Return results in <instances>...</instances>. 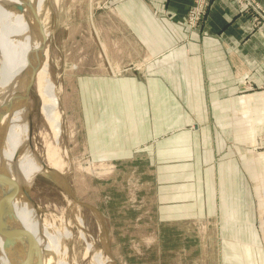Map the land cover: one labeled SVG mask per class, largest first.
Masks as SVG:
<instances>
[{
    "label": "rangeland",
    "instance_id": "1",
    "mask_svg": "<svg viewBox=\"0 0 264 264\" xmlns=\"http://www.w3.org/2000/svg\"><path fill=\"white\" fill-rule=\"evenodd\" d=\"M44 1L42 52H48L63 131L56 144L34 79L32 139L22 114L20 140L26 153H43L53 143L65 166L50 169L41 158L48 168L30 186L41 207L36 224L65 236L66 224L81 213L89 241L112 264H254L257 231L264 249V101L237 102L236 109L231 99L262 88L246 76L233 96H212L208 82L190 76L192 66L172 65L179 58L161 48L175 38L188 46L187 28L198 32L206 17L194 28L192 5L186 22L177 23L155 0ZM199 159L203 167L196 169ZM195 173L210 206L182 216L172 206L186 204L187 188L197 187ZM14 184L11 192L22 194ZM73 228L78 235L79 227ZM235 234L244 238V254ZM86 245L64 238L60 253L50 250L51 264L72 261Z\"/></svg>",
    "mask_w": 264,
    "mask_h": 264
},
{
    "label": "bare ground",
    "instance_id": "2",
    "mask_svg": "<svg viewBox=\"0 0 264 264\" xmlns=\"http://www.w3.org/2000/svg\"><path fill=\"white\" fill-rule=\"evenodd\" d=\"M0 1H3V11L0 12V164L6 167V171L11 175L13 181L15 180V182L6 184L13 200V240L6 253H2L0 264H16L15 260L19 254L23 227L29 232L34 246L42 256L43 264H51L52 258L48 256L51 249L60 253L64 238L85 240L87 245L80 256L73 257L72 261L63 259L59 264H112V261L103 254V249L97 250L95 242L89 241L81 213H76L72 219V224H66L68 228L65 230V236L58 232L51 233L48 227L36 224L39 217L37 206L33 205L23 193H13L14 191L11 192L10 190L16 182L18 184L24 183L28 187L31 186L34 176L43 169L42 167L48 168L46 163L42 161V157L48 161L50 169L61 171L65 162L62 160L59 148L52 145L51 142L47 143L43 153L37 149L26 153L25 149L21 147L20 140L19 120L22 114L28 118L29 136L32 139L33 125L30 100L25 95L26 84L32 78L36 79L37 90L42 100L40 109L50 124L56 144H58L63 131L62 113L59 108L60 101L57 88L50 75L48 52H42L47 33L37 23V16H39L45 1ZM11 92L16 93V95L10 97ZM18 195L26 201L24 206ZM26 204L30 205L26 206ZM29 208L31 209L28 211ZM29 213H31L33 221L28 219ZM61 217L63 218L64 215ZM65 221L70 222V219ZM57 222L56 220L55 224ZM75 225L79 227L78 235L74 232L73 226ZM63 249L64 254L69 255L70 250L67 247Z\"/></svg>",
    "mask_w": 264,
    "mask_h": 264
},
{
    "label": "crops",
    "instance_id": "3",
    "mask_svg": "<svg viewBox=\"0 0 264 264\" xmlns=\"http://www.w3.org/2000/svg\"><path fill=\"white\" fill-rule=\"evenodd\" d=\"M155 1H159L162 5L165 4V8L162 10L164 16L169 17L171 22L176 21L177 23L186 22V14L193 3V0ZM258 2L264 7V0H258ZM255 15L244 14L234 0H211L207 16L199 31H191L187 28V35L189 36L188 46L175 38L165 45L161 44V48L171 49V55L175 54L179 58L180 61L172 62V65L186 61V63H183L186 68L192 66V69H187L188 73L199 81L208 82L207 88L215 91L211 94L212 96L219 95L222 98L233 96L239 90L242 80L246 76L250 77L257 85L256 87L262 88L253 93H261L248 97H234L231 100L236 109L238 108L237 102L241 104H258L264 101V33L260 32L255 26ZM199 64H201V68L198 66ZM212 82H220L222 85H219L218 88H213ZM217 90L218 92H216ZM195 126L197 128L196 123ZM194 147L195 144L192 152L196 156L200 154V151L194 149ZM260 156L264 161V153H261ZM260 156L256 154L257 159ZM196 164L198 169L203 167L202 159L193 162L197 169ZM195 174L196 182L194 183L197 184V187L187 188L185 197L188 202L186 200V204L180 203L172 206L179 209L182 216H193L197 214L198 210L201 214L210 206V203L209 205L204 203L202 188L198 187L202 184V180L197 173ZM252 174L255 175L256 172H252ZM179 199L183 198L180 197ZM184 208L187 209L186 213L183 212ZM258 208L256 205L255 209L258 210ZM251 223L253 224V222ZM254 224L256 226L257 223ZM236 235L239 234L234 235V240L241 242L240 247L238 243H236V246L244 254V238H242V235ZM252 237L258 243H253L255 247L252 245L251 254L256 258L253 263L264 264V249L262 246V249L259 247V232H255ZM225 240H227L226 236Z\"/></svg>",
    "mask_w": 264,
    "mask_h": 264
},
{
    "label": "water",
    "instance_id": "4",
    "mask_svg": "<svg viewBox=\"0 0 264 264\" xmlns=\"http://www.w3.org/2000/svg\"><path fill=\"white\" fill-rule=\"evenodd\" d=\"M37 23L39 24V16H37ZM41 26V24H39ZM42 27V26H41ZM43 30V29H42ZM46 40V35L44 42ZM44 45V43H43ZM33 78L26 84L25 95L28 100H30V88L33 83ZM13 182L11 175L5 170L0 169V259L2 253H6L10 245L12 244L13 232H14V213H13V200L6 184ZM15 185V184H14ZM19 189L23 195L37 206V212L39 219L40 216V205L33 199L30 187L26 186L24 183L19 185ZM34 206V207H35ZM16 264H43L42 256L38 252L37 248L34 246V242L30 237L29 232L26 228H22L20 236V249L19 254L15 260Z\"/></svg>",
    "mask_w": 264,
    "mask_h": 264
},
{
    "label": "built area",
    "instance_id": "5",
    "mask_svg": "<svg viewBox=\"0 0 264 264\" xmlns=\"http://www.w3.org/2000/svg\"><path fill=\"white\" fill-rule=\"evenodd\" d=\"M244 14H256L255 26L264 33V7L258 0H234ZM211 5V0H193L190 10V23L192 27H200Z\"/></svg>",
    "mask_w": 264,
    "mask_h": 264
}]
</instances>
